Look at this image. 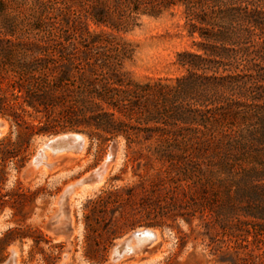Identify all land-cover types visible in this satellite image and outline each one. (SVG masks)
I'll use <instances>...</instances> for the list:
<instances>
[{"label": "trees", "instance_id": "trees-1", "mask_svg": "<svg viewBox=\"0 0 264 264\" xmlns=\"http://www.w3.org/2000/svg\"><path fill=\"white\" fill-rule=\"evenodd\" d=\"M176 9L196 50L178 54L186 73L173 81L128 79L129 45L91 29L128 31ZM6 16L0 114L18 143L67 130L101 143L122 137L140 179L130 212L146 218L123 228L198 217L218 263L264 264V0H33L28 25L40 38L31 42L19 31L26 22ZM1 143L5 162L14 144ZM136 190L123 188L127 205Z\"/></svg>", "mask_w": 264, "mask_h": 264}, {"label": "rangeland", "instance_id": "rangeland-1", "mask_svg": "<svg viewBox=\"0 0 264 264\" xmlns=\"http://www.w3.org/2000/svg\"><path fill=\"white\" fill-rule=\"evenodd\" d=\"M8 4L13 12L6 15L26 22L19 30L22 39L31 42L40 38L34 36L36 34L28 25L32 20L33 0H12ZM6 15L0 13V27L8 19ZM91 29L113 32L119 41L129 45L132 56L124 62L123 73L135 82L173 81L186 73L178 63V54L196 50V39L189 36L180 9L157 18L142 16L128 31L117 32L96 26ZM0 119L5 123L0 135V151L3 149L1 142L6 138L14 144L9 150L11 157L5 162L0 161V264L11 257L12 251L16 252L15 264H112L115 247L139 228H145L123 226L146 220L140 214L136 216L130 212L138 207L141 190L138 189L140 179L128 163L124 139L118 137L115 141L101 143L84 132L67 130L35 134L24 144L18 143L15 125L1 114ZM27 120L38 124L33 118L27 117ZM66 132L85 135L84 149L79 153L56 154L48 160L51 167L34 169L32 161L42 142ZM113 146L114 158L102 185L89 190L76 187L65 199L64 192L99 168ZM130 187H136L138 194L127 205L123 188ZM109 192L113 195L107 199ZM101 197L105 198V204L97 202ZM123 214L126 215L123 217ZM173 225L174 228L167 225L147 228L157 234V241L137 247L136 253L115 264H220L218 254L215 255L208 246V237L204 235L206 229L198 217L191 223L179 217ZM182 237L186 241L184 247L180 244ZM133 242V245L137 244ZM221 246L226 251L230 243Z\"/></svg>", "mask_w": 264, "mask_h": 264}, {"label": "water", "instance_id": "water-1", "mask_svg": "<svg viewBox=\"0 0 264 264\" xmlns=\"http://www.w3.org/2000/svg\"><path fill=\"white\" fill-rule=\"evenodd\" d=\"M47 139L49 140L43 145V148H39L36 156L32 161V167L34 169H37L43 165V160L45 159L44 152L46 150L50 151L52 155H56L57 153H61L62 151H67L71 149L79 150L81 149L83 144L81 133H77V132H66V133L56 134L54 136L48 137ZM114 153H115V146L112 147L111 153L108 155L107 159L102 163V165L99 168L92 170L89 174H87V176L81 182L67 189L64 192V198L66 199L67 197H69V195H71L74 192L76 187H81V185L92 184L99 181L101 175H103V173L105 172L108 163H110L113 160ZM47 167H51V166L49 165ZM139 239H146L147 242L143 246H149L153 244L155 241H157L156 240L157 236L149 229L139 228L131 236L123 239L115 247L111 256V263L115 264L125 256H129L136 253L137 250H132L129 247V243L132 240H139ZM14 261H15V256H14V252H12L11 257L4 264H13Z\"/></svg>", "mask_w": 264, "mask_h": 264}, {"label": "bare ground", "instance_id": "bare-ground-1", "mask_svg": "<svg viewBox=\"0 0 264 264\" xmlns=\"http://www.w3.org/2000/svg\"><path fill=\"white\" fill-rule=\"evenodd\" d=\"M4 121H5V120H4ZM4 127H5V123L3 122L2 119H0V135H1V133H2V131H3V129H4ZM81 136H82V139H83V144H82L81 149H79V150L71 149V150H67V151H62L61 153H63V152H74V153H79V152H81V151L84 149V146H85L86 143H87V139H86L85 135L81 134ZM48 140H49V139H45V140L42 142V144L40 145V148H43V145H44ZM57 154H59V153H57ZM53 156H54V155H52L50 151H47V150H46V151L44 152V157H45V159L43 160V165H42V166H45V167L49 166L50 164L48 163V160H49L50 157H53ZM110 163H111V162H110ZM110 163H108V165H107V167H106V170H105V172L103 173V175H101L99 181H97V182H95V183H92V184L81 185V188L84 189V190H89V189H92V188H94V187H97V186L102 185V183H103L104 180H105V173H106V171H107L108 166H109ZM86 176H87V175H86ZM86 176H84L82 179H80L79 182H81ZM79 182H78V183H79ZM78 183H77V184H78ZM77 184H75V185H77ZM75 185H72V186H70L69 188H71V187H73V186H75ZM69 188H68V189H69ZM85 188H87V189H85ZM88 188H89V189H88ZM145 229H147V228H145ZM149 230H151V229H149ZM151 232H153V233L157 236V234H156L153 230H151ZM133 241H134V242L136 241L135 243H137V244H135L134 248L131 247V244H132ZM134 242H133V243H134ZM146 242H147L146 239L132 240V241L129 243V247L133 250V249H136L137 247H140V246L144 245ZM12 252H14V256H15L16 252H15V251H12ZM13 264H15V262H14Z\"/></svg>", "mask_w": 264, "mask_h": 264}, {"label": "flooded vegetation", "instance_id": "flooded-vegetation-1", "mask_svg": "<svg viewBox=\"0 0 264 264\" xmlns=\"http://www.w3.org/2000/svg\"><path fill=\"white\" fill-rule=\"evenodd\" d=\"M134 246H135V244H134V245H133V244H131V247H132V248H134ZM133 250H136V249H133Z\"/></svg>", "mask_w": 264, "mask_h": 264}]
</instances>
